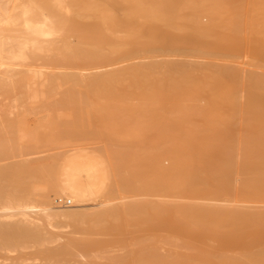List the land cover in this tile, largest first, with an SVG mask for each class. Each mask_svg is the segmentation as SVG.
Instances as JSON below:
<instances>
[{"label":"bare ground","instance_id":"6f19581e","mask_svg":"<svg viewBox=\"0 0 264 264\" xmlns=\"http://www.w3.org/2000/svg\"><path fill=\"white\" fill-rule=\"evenodd\" d=\"M0 95L22 106L0 121V158L90 133L107 144L97 157L0 160V203L41 205L39 224L25 207L0 215V251L35 246V264H264V206L248 205L264 203V0H0ZM29 112H43L32 127ZM97 184L143 197L83 209ZM42 220L72 230L49 246ZM112 243L122 254L96 259Z\"/></svg>","mask_w":264,"mask_h":264},{"label":"rangeland","instance_id":"374dc122","mask_svg":"<svg viewBox=\"0 0 264 264\" xmlns=\"http://www.w3.org/2000/svg\"><path fill=\"white\" fill-rule=\"evenodd\" d=\"M72 40H73V38H72ZM15 61V60H14ZM23 61V62H22ZM240 62L243 64V65H245L246 64V62H248V56H246V55H243V56H241V58H240ZM14 63H16V64H14L15 65V67L17 66V65H19L18 63H20V66H17L16 68H22V67H30V68H41V69H51L52 67L51 66H48V65H46V64H44V63H42V62H40V61H36V62H28L27 60H16ZM31 64V65H30ZM27 65V66H26ZM44 65V66H43ZM36 66H39V67H36ZM48 67V68H47ZM50 67V68H49ZM56 67V68H55ZM55 67H53L52 69L53 70H57V71H60V70H63V68H61V67H58V66H55ZM98 69V68H97ZM99 69H101V68H99ZM90 70V69H89ZM83 72H88L87 70L85 71H83ZM12 95V94H11ZM1 97H0V121H1V119L2 118H11V119H13V117H14V115L16 114V112L18 111V109H20V107L22 108V106L19 104V103H17V101L16 100H14L13 99V97H11V96H5V95H0ZM8 99V100H7ZM10 99H13V100H10ZM14 101V102H13ZM10 105V106H9ZM5 106V107H4ZM12 106V107H11ZM8 108V109H7ZM15 110V111H14ZM10 111H11V113H10ZM43 112H37V114L36 113H33V112H29L28 113V117L26 118V120H25V123L27 124V125H30L31 127L32 126H34L35 125V120H36V117H40V115L42 114ZM13 114V115H12ZM32 114H33V116H32ZM9 116V117H8ZM90 127H92V129H94V130H101L102 128L101 127H99V125H94V123H93V125H91ZM45 129V131L46 132H51V129H49V128H44ZM49 129V130H48ZM137 134H138V132H136ZM1 135V137H3L4 135L3 134H0ZM93 135V136H92ZM96 136V137H95ZM88 137H89V139H88ZM92 137V138H91ZM100 136H98V135H95V133L93 134V133H90V134H86V135H82V136H77V137H64V138H62V139H60V140H53V141H46V142H40V143H38L37 145H34V147H33V145L32 146H30V147H28V148H26V149H24V150H22L20 153H14V154H12V156H8L7 158H0V160H1V162L2 163H4L3 161H5V162H9V161H18V160H20L21 158H19V157H22V156H27V158L26 157H22V159L23 158H25V159H28L29 160V158H30V160H44V159H49V157H50V155L52 156V158L53 157H57V156H61L62 154V156H64V154H65V152L66 151H68V150H70L71 149V151H70V153L68 152H66L67 154L65 155V157H67L66 159L68 160L69 158L68 157H71L72 155L74 156L75 154H81L82 156H86V157H91V156H95V157H97L98 155H99V153L101 152V153H105V147L107 146V144L105 143V140H104V138L102 137H100ZM70 138V139H69ZM86 138V139H85ZM95 138H96V140H95ZM67 139H68V141H67ZM91 139H93V140H91ZM58 141V142H57ZM59 141H61V142H59ZM49 142V143H48ZM76 142V143H75ZM101 142H102V144H101ZM62 143V144H61ZM105 144V145H104ZM78 145V146H77ZM48 146V147H47ZM73 146V147H72ZM75 146V147H74ZM77 146V147H76ZM36 147V148H35ZM69 147H70V149H69ZM82 148L83 147V149H80V148ZM88 147V148H87ZM35 148V149H34ZM65 148V149H64ZM91 148V149H90ZM45 149V150H44ZM72 149H74V150H72ZM90 149V150H89ZM44 150V151H43ZM91 150H93L92 152H91ZM24 151V152H23ZM26 151L28 152L27 154H26ZM52 153V154H50V152ZM23 152V153H22ZM37 152H40V153H37ZM42 152V153H41ZM44 152V153H43ZM53 152H54V154H53ZM60 154H59V153ZM96 152V153H95ZM22 153V154H21ZM38 154V155H36V154ZM47 153H49V154H47ZM98 153V154H97ZM30 154L32 155V154H35V155H32V156H30ZM46 154V155H45ZM20 155V156H19ZM57 155V156H56ZM80 156V155H79ZM81 156V158L83 159V157ZM14 157V158H13ZM18 157V158H17ZM32 157V158H31ZM38 157V158H37ZM85 157V158H86ZM9 158V159H8ZM16 158V159H15ZM40 158V159H39ZM84 158V159H85ZM99 158V157H98ZM7 159V160H6ZM13 159H15V160H13ZM18 159V160H17ZM65 159V158H64ZM65 159V160H66ZM84 159H83V161H84ZM90 159V158H89ZM93 159V158H92ZM3 160V161H2ZM86 160V159H85ZM0 162V163H1ZM164 162L166 163L167 162V160H164ZM86 163H90V160H86ZM98 175V174H97ZM98 177V176H97ZM100 178V177H99ZM99 178H98V180H99ZM96 180V179H95ZM97 180V181H98ZM100 180H103V177H101L100 178ZM104 181V180H103ZM102 182V181H101ZM97 186H98V190H97V188H96V193H95V196H96V198L94 199L93 198V200H92V197H91V201H90V199H88L84 204H82L81 206L83 207H86V206H91V208H89V210L90 209H96V205H97V208H98V206H99V204H100V202H102L104 199H106L108 202H109V200H111L109 203H115V204H117V203H120V201H123L124 199L126 200V199H130L131 197H132V195H129V196H125V194H120V193H117V190L115 189V186H114V188L112 187V190H113V192H112V190H111V192H110V190L108 191V193L106 192V189L104 190L105 192L104 193H106V195L105 194H103V190H101L102 192L101 193H99L100 192V188H101V185L99 186L98 184H97ZM110 192V193H109ZM32 194L33 193H31V196H32ZM39 194V193H38ZM37 194V192L36 191H34V194H33V197H31V198H36V195H38ZM109 194V195H108ZM101 195V196H100ZM116 195V196H115ZM117 195H118V197H117ZM122 195V196H121ZM58 196V195H57ZM56 195H52V200H53V202H54V204H56L57 205V200L60 202V198H58L57 200H56V197H57ZM102 196H104L103 197V199L102 200H100L101 198H102ZM109 196V198H107ZM115 196V197H114ZM124 196H125V198H124ZM65 197L66 196H63V198L62 199H65ZM94 197V196H93ZM100 197V198H99ZM114 197V198H113ZM121 197H123V198H121ZM127 197V198H126ZM138 198V197H143V196H133L132 198ZM55 200H54V199ZM111 198V199H110ZM121 198V199H120ZM166 198V197H165ZM37 199V198H36ZM39 199V198H38ZM38 199L36 200V201H38ZM115 199V200H114ZM120 199V200H119ZM166 199H169V197L168 198H166ZM14 200H16V201H8V202H6V204L8 203V205H6L5 204V202L4 203H0V215H1V218L2 219H7V220H16V219H18L21 215V213H20V211L22 212V210H23V208L25 207V210L24 211H27L26 213H28L29 215H30V217H32L33 219H34V222L35 223H37L38 221H39V223L41 222V219H39V213L41 212V208L40 209H38L37 208V206L36 205H38V206H41L40 204H34L35 206V208H33L32 206H31V208H30V206L28 207V209L26 208L27 206V204H26V202H23V201H21V200H17V199H14ZM34 200V199H33ZM95 200V201H94ZM100 202H99V201ZM106 200H104V201H106ZM197 201H199L200 202V200L201 199H199V198H197L196 199ZM195 200V201H196ZM216 202H219L220 204H228L230 201H228V200H223V199H213V201H210V200H206L207 202H209L210 201V203H215V201ZM35 201V200H34ZM62 201H64V200H62ZM65 201H67V200H65ZM92 201H94V202H92ZM98 201V202H97ZM103 201V202H104ZM225 201V202H224ZM228 201V202H227ZM17 202V203H16ZM23 202V203H22ZM70 202V203H69ZM73 201H72V199H70V201H69V199H68V201H67V203H69V205H71V203H72ZM201 202H204V200H201ZM12 203H14V204H12ZM17 204V206H16V204ZM21 204V206H19V204ZM99 203V204H98ZM219 203H217V204H219ZM2 204H5V205H3L2 206ZM13 206H12V205ZM24 204V205H23ZM216 204V203H215ZM240 204H242V203H240ZM243 204H245V203H243ZM247 204V203H246ZM253 204L255 205V206H257V207H260V206H264V203H260V202H258V203H252V202H250V203H248V205H250V206H253ZM15 205V206H14ZM22 205H23V207H22ZM83 207V209H85ZM3 208V209H2ZM81 208V207H80ZM87 208V207H86ZM22 209V210H21ZM17 212V213H16ZM20 213V214H19ZM4 214H5V217H4ZM17 217V218H16ZM0 218V219H1ZM44 222V220H42V223ZM39 223H37V224H39ZM47 222H44L43 224H46ZM65 223V224H64ZM71 225V224H70ZM45 227H46V229L48 230V232H50L51 234H53V238H54V240H49L50 242L48 243V245L49 246H56V245H59V243H62V241H65L66 240V238L68 237V235L70 234L69 232H71V230H72V226H69V223L67 222H59V223H57V222H55L54 220L53 221H51V223H47L46 225H45ZM70 228V229H69ZM66 234V235H65ZM52 238V239H53ZM117 245V246H116ZM241 245H243V244H241ZM113 246V247H112ZM112 246L111 247H109L111 250H110V253H109V251H107V249H105V252H107V253H105L104 252V250H102V251H99V253H97V254H99L100 255V257H96V259H100V258H102V259H100L99 261H102V263H103V261H105V258H106V256H108V255H118L119 253H121L122 251H124V249L122 248H120L119 246L120 245H118L117 243H114V245H113V243H112ZM34 247V248H33ZM32 248V249H31ZM36 247L35 246H26V247H23V248H20V250L19 249H17V250H1L0 251V264H11L12 263V260H13V262H15V260H16V258H20L19 260H23L24 262H26V263H31V262H33V263H31V264H35V263H39L40 262V260L38 259V258H35V256H34V254H32L33 253V250L35 249ZM165 248V247H164ZM164 248H162V250L164 249ZM22 249V250H21ZM112 251V252H111ZM116 252V253H115ZM92 254H93V252H91ZM113 253V254H112ZM94 254H96V252H94ZM107 254V255H106ZM122 254V253H121ZM17 256V257H16ZM15 257V258H14ZM79 258H81V259H83L82 257H79ZM15 259V260H14ZM104 259V260H103ZM19 260H17V261H19ZM98 261V260H97Z\"/></svg>","mask_w":264,"mask_h":264}]
</instances>
